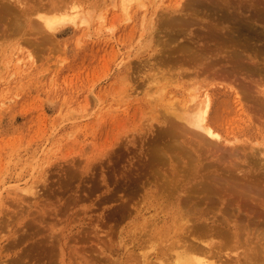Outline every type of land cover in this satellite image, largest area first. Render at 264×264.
I'll use <instances>...</instances> for the list:
<instances>
[{"label": "rangeland", "instance_id": "rangeland-1", "mask_svg": "<svg viewBox=\"0 0 264 264\" xmlns=\"http://www.w3.org/2000/svg\"><path fill=\"white\" fill-rule=\"evenodd\" d=\"M174 1L124 12L123 0H78L86 25L46 42L27 35L34 45L20 32L0 37V264H173L160 250L178 226L147 186L175 152L166 135L191 86L222 95L224 138L263 141L229 80L160 74L176 63L160 62L167 30L154 22Z\"/></svg>", "mask_w": 264, "mask_h": 264}, {"label": "bare ground", "instance_id": "bare-ground-1", "mask_svg": "<svg viewBox=\"0 0 264 264\" xmlns=\"http://www.w3.org/2000/svg\"><path fill=\"white\" fill-rule=\"evenodd\" d=\"M77 1L0 0V37L20 32L23 42L33 44L27 35L38 33L40 42H46L68 27L86 25L90 14ZM132 1L123 0L124 12ZM80 2L93 6L97 0ZM176 4L157 13L160 19L154 22L167 30L168 43L156 47L160 62L177 65L172 73L159 66L160 74L235 83H228L235 104L247 121L258 123L263 141L245 146L224 138L218 131L222 95L218 90L201 92L198 85L189 88L175 114L179 122L166 135L176 144L175 152L166 168L154 169L147 186L178 226L160 253L172 251L173 264H264V0ZM192 68L195 76L187 73ZM167 146L170 151L172 145ZM157 234L163 235L160 230Z\"/></svg>", "mask_w": 264, "mask_h": 264}]
</instances>
